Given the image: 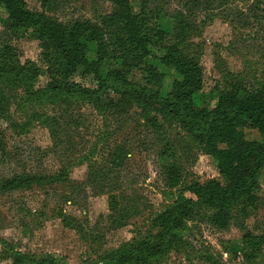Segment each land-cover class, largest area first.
Listing matches in <instances>:
<instances>
[{
    "label": "rangeland",
    "instance_id": "1",
    "mask_svg": "<svg viewBox=\"0 0 264 264\" xmlns=\"http://www.w3.org/2000/svg\"><path fill=\"white\" fill-rule=\"evenodd\" d=\"M25 1L32 12L64 24L96 22L115 9L111 0H56L49 7L41 0ZM149 1L150 9L170 16L192 14L195 32L184 51L204 68L205 88L198 104L226 88L231 75L250 87L264 84V0H201L198 7L192 0ZM6 16L0 8V48L14 47L21 66L41 70L37 88H45L50 79L40 42L30 34L16 36L6 30ZM160 24L173 34L172 18ZM89 57L95 59L94 46ZM161 70L167 74L166 88H171L177 75ZM146 79L140 70L131 75L142 85ZM74 81L97 86L93 77L82 74ZM13 94L20 96L11 107L13 123L0 117V264H16L20 256L101 264L107 254L157 236L155 219L180 200L181 189L211 181L226 184L214 159L178 120L154 110L146 114L123 96L98 109L82 103L38 104L23 89ZM247 138L260 140L261 135L249 130ZM164 151L170 156L162 157ZM173 164L182 172L176 187L165 174ZM24 173L58 181L17 192L2 190V181ZM260 181V202L247 214L240 205L234 207L228 230L215 228L213 210L201 208L187 224L181 244L153 264H208L210 253L223 257L225 264H264V248L250 263L232 259L225 250L227 244L242 245L248 236L264 235V172Z\"/></svg>",
    "mask_w": 264,
    "mask_h": 264
},
{
    "label": "trees",
    "instance_id": "2",
    "mask_svg": "<svg viewBox=\"0 0 264 264\" xmlns=\"http://www.w3.org/2000/svg\"><path fill=\"white\" fill-rule=\"evenodd\" d=\"M41 1L44 7H49L56 0ZM111 2L114 11L96 22L64 24L32 12L25 0H0V8L7 15L2 21L4 28L16 36L30 34L40 42L50 79L45 88L38 89L43 72L36 66H21L14 47L0 48V117L13 121L11 107L20 97L13 93L23 89L28 99L38 104L82 103L98 109L111 106L113 97L123 96L146 114L154 110L165 118L178 120L214 159L226 184L211 181L181 189L180 200L155 219L160 230L157 236L125 245L101 260V264H153L181 244L182 233L199 209L213 210L211 224L224 231L231 227L234 207L240 205L242 214H247L260 202V179L264 172V84L250 87L231 75L226 88L216 90L214 96L198 104L205 88L204 68L184 51V44L195 32L192 14L178 12L170 16L162 9H150L149 0L140 4L132 0ZM201 3L192 0L194 7ZM167 18L174 21L173 34L160 24ZM92 46L93 60L89 57ZM161 68L177 75L171 88H166L167 74ZM136 70L147 75L146 85L131 80ZM77 74L93 77L96 88L75 82ZM42 120L50 123L46 118ZM249 130L259 132L261 139L249 141ZM0 149H4L1 138ZM170 154L164 151L162 157ZM165 171L171 187L181 183L178 166L170 165ZM47 181L58 180L24 173L2 181L1 186L5 192H17ZM118 204L114 199L115 209ZM263 248L264 235L248 236L242 245L225 246L232 259L247 263L259 258ZM222 258L210 253L206 262L225 264ZM16 264L59 263L54 257L20 256Z\"/></svg>",
    "mask_w": 264,
    "mask_h": 264
}]
</instances>
